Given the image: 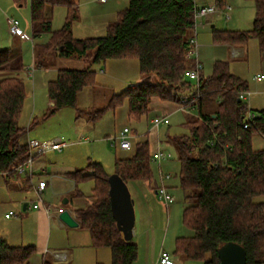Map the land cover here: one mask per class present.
I'll return each instance as SVG.
<instances>
[{
	"label": "trees",
	"instance_id": "16d2710c",
	"mask_svg": "<svg viewBox=\"0 0 264 264\" xmlns=\"http://www.w3.org/2000/svg\"><path fill=\"white\" fill-rule=\"evenodd\" d=\"M252 1L256 9L252 29L214 31V43L244 46L256 39L264 53V0ZM215 4L224 11L227 0H215ZM58 7L65 8L67 16L62 29L53 32L48 9ZM30 11L33 37L51 34L43 45L46 51L53 50L67 58L84 57L93 51L94 64L138 60L142 82L114 96L109 104L110 109H117L127 101L129 120L141 122L148 118L154 98L177 104L186 96L195 98L194 82L185 78L186 70L196 65L190 57L195 30L193 0H129L128 7L109 24L107 35L88 39L73 35L79 14V4L74 0H31ZM13 58L12 49H0V72L15 73L0 79V174L5 175L17 173L30 154L23 142L27 129L19 123L27 91L21 77L23 69L7 68ZM95 74L90 69L59 70L56 79L48 84L52 104L48 116L75 107L79 93L96 85ZM200 76L198 114L186 119L188 133L167 138L181 164V188L188 202L183 224L191 232L177 241L176 253L203 264H220L219 248L233 242L246 250L247 264H264V202L259 201L264 196V149L253 147L255 136L264 138V110L257 113L253 126L244 129L242 122L248 107L239 100L238 92L248 91L247 83L234 76L229 63L223 61L215 63L210 76L205 77L203 69ZM211 102L217 103L215 111L205 113L204 105ZM103 111L96 112L93 118H99ZM226 145L230 148L226 149ZM129 150V157L116 160L114 173L127 184L152 181L149 139L134 140ZM68 177L74 180L75 194L80 199L86 196L78 184L94 183L89 195L92 202L74 211L80 228L90 233L94 247L110 250V264H134L138 245L134 240H124L113 218L110 174L99 163H90ZM35 253L33 246L12 247L0 237V264H28Z\"/></svg>",
	"mask_w": 264,
	"mask_h": 264
},
{
	"label": "rangeland",
	"instance_id": "374dc122",
	"mask_svg": "<svg viewBox=\"0 0 264 264\" xmlns=\"http://www.w3.org/2000/svg\"><path fill=\"white\" fill-rule=\"evenodd\" d=\"M74 1L77 2L78 0ZM207 1L210 4H215V0ZM80 2L82 5H80L78 15H80L81 20L74 21V37L88 39L107 35L108 26L115 21L117 14L104 15L103 10H105L106 4L102 5L99 0H80ZM118 2L122 5V0ZM127 5L126 0H123V6L120 9H125ZM227 5L231 7V11H219L218 14L209 17L213 20V25L217 29L227 28L230 31L251 30L256 14L254 2L252 0H227ZM102 11L103 13H101ZM52 12L53 10L50 13ZM227 13L230 15L229 19L226 16ZM66 16L65 8L54 9L52 15L53 32L62 29ZM9 19L18 21L22 31L34 41L15 42L8 22ZM50 38L51 34H42L34 39L30 0H0V49H12L13 55L17 53V49L20 50L22 59L16 60L12 67H17L21 61L25 66V71L21 77L26 86L27 97L19 121L20 126L26 128L27 131L31 128L29 133L26 132L29 134V140L40 142L61 140L71 144L62 152H47L38 156L37 165L45 164L49 172L63 174L86 169L90 163H99L111 176L115 171L116 160L125 159L131 154L130 150H122L119 147L118 136L124 128L127 127L135 133L137 132L139 136L135 140L149 139L153 150L156 149L155 140L159 133L160 148L165 154H171V158L163 160L161 167L165 174L171 175V178L166 181V185L175 200L167 205L157 196L156 190L160 184L159 163L153 162L154 178L152 181H132L128 184L134 201L135 216L138 219L136 229L139 228L141 212L145 211L157 213L158 219H161L165 226L168 218L172 225L174 221L178 220L182 230L190 233L181 225L184 209L188 206L185 199L186 194L181 188V164L175 148L168 144L167 138L168 136L187 134L188 130L184 124L186 119L192 115L181 110L176 111L169 117L170 124L160 126L158 133L154 132L149 125L151 115L148 118H143L141 122L129 120L127 101L117 109H110L109 104L114 96L120 95L129 87L142 82L138 60L115 59L102 64H94L92 61L93 51L88 52L84 57H62L56 51L44 50L43 45ZM247 46L246 59L238 62L231 61V71L248 82L249 89L253 94L249 95L246 103L251 104L253 111L258 113L264 109V94L260 92L261 89H264V81L255 78L264 74V53L256 39H251ZM65 69L92 70L96 73V85L86 87L79 93L75 107H66L48 116L52 106L48 96V84L56 79L59 70ZM102 69L106 71L105 74L100 72ZM14 74L13 72L1 71L0 79ZM166 104L165 107L170 113L180 105L173 102ZM204 106V112L208 113L209 110L215 111L217 103L211 102ZM153 109L152 115L163 114V110L159 107L155 106ZM99 111H103L100 117L93 118V115ZM196 113L198 114V110ZM25 139L27 140L26 135L23 141ZM253 143L255 149H264V138L261 135L255 136ZM12 176L17 178L18 174L15 173ZM44 177L50 180V177L46 175ZM52 181L55 193L52 194L47 191L42 195V198L46 204H50L53 211L55 209L67 208L70 210L74 207H86L92 202V199L89 198L94 185L92 181L78 184L79 191L86 196L81 199L75 194L76 184L74 180V183L61 179H52ZM2 186H5V181L4 177L0 175V187ZM18 196L27 203L39 199L35 193L23 192L20 188L16 190L14 187L10 191L4 189L0 194V210L3 213L10 209L16 213L21 212L19 206L9 208L4 205L8 200H13L14 197ZM65 199H68V204H64ZM259 201L264 202V196L259 198ZM191 264L203 263L194 261Z\"/></svg>",
	"mask_w": 264,
	"mask_h": 264
},
{
	"label": "crops",
	"instance_id": "0c3cea01",
	"mask_svg": "<svg viewBox=\"0 0 264 264\" xmlns=\"http://www.w3.org/2000/svg\"><path fill=\"white\" fill-rule=\"evenodd\" d=\"M118 1L119 0H106V2H102L101 0H99V2L102 5L106 4L105 10H103L104 15L111 16L112 14H118L121 10H123L120 9L121 6H123V0H122V5H120ZM77 2L79 4V11H80V5H82V3L80 2V0H78ZM198 2L201 5L210 4L207 0H198ZM127 3L129 4V0H126V4ZM103 11L101 13H103ZM50 12L51 10L48 9V14ZM53 12L50 14L53 15ZM78 19L79 21L81 20L80 15H78ZM197 30H194L193 33V37L196 38L197 43L193 48L192 58L198 60L202 64L204 76L208 77L212 74L216 62L218 61L228 62L230 72L234 76L246 82L248 92H250V94L251 93L253 94V92H251L249 89L250 87L248 82L243 77L238 76L236 75V73H233L231 71V61L238 62L240 60L246 59L248 46L247 45L233 46L229 44L214 43L213 41L214 31H225V30L230 31V30H228L227 28L217 29L215 25H213V20L211 18H207L203 20L202 25L199 26ZM232 31H237V30H232ZM13 39L15 42L18 43H20L21 41H28V42L34 41L31 37H29V39L27 40L13 36ZM234 50H238L239 52H241V56L236 57L234 55ZM16 52L17 53L14 54V58L12 59V61L7 65V68H11V69L22 68L23 69L22 74H23L25 71L24 68L25 66L23 65L22 61L17 65V67L15 68L12 67V64H14L16 60L22 59L21 51L17 49ZM65 70H72V69H65ZM100 72L102 74L106 73V71L103 69ZM255 79H261L264 81V78L263 79L255 78ZM260 92L264 94V89H261ZM166 103H170V102H162L154 98L150 105L151 118L153 116H156V115H152L154 111L153 108L155 106L163 110V114L157 116L170 117L171 114L175 113L178 110L179 111L181 110L179 105L176 109H174L170 113L165 107V105H167ZM247 107L252 111L254 110L251 107V104L247 103ZM204 108L205 106L203 107V109ZM263 110L264 109L260 111ZM209 111L210 112L208 113H211L214 110H209ZM150 120H149V125H151ZM30 130L31 128L29 129V131ZM29 131H27V133H29ZM27 133H26L27 140L25 139L24 140L25 142L23 141L26 144H28V142L30 141L28 136L29 134ZM131 133L133 136L132 137V142H133V140H135L138 135H136L137 132L135 133L133 130H131ZM151 150L153 151V149ZM37 158L38 157L35 158L33 164V169H34L33 178L29 177V175H25V174L22 175L19 173H17L18 174L17 178H14L12 175L0 174L2 177H4V181H5V186L0 187V194L3 192L4 189L10 191L14 187H16V190L20 188V190L23 192L29 191L35 193L34 190L37 181L40 178L45 179L44 175L50 177V180H48L49 185L45 193L47 191L51 192L52 194L55 193V190L53 189L52 179L53 180L61 179L62 181H69L74 183L73 180L68 177L69 173H63V174H58L56 172L53 173V172H49V169L45 164L41 166L37 165ZM38 200L39 199L37 200L35 199L34 201L28 203L35 204L38 202ZM26 204L27 202H25L23 198L20 196L14 197L13 200H8V202L4 204L7 205L9 208L14 206L17 207L19 206L21 212L19 213L14 212V215L7 217V214L13 212V210L10 209L8 211H5L4 213L3 211L0 210V237L6 240V242L12 247H29V246L35 247L36 253L32 256L28 264H44L46 261H48L50 264H110L111 262L110 250L107 249L108 251L107 252L106 248L94 247L90 233L80 228V223L78 222L74 214V211L80 207H74L73 209L70 210L67 208L58 209V210L55 209V211H53L50 204H46L44 199L39 209L26 210ZM47 208L50 210L49 213L47 212ZM63 210H68L70 212V214L74 217V219L79 223L78 227L70 228L66 226L59 219V214ZM137 222L138 219L136 218L133 240L138 245L139 254H138V259L134 264L136 263L159 264V255L162 250L168 251L171 254L173 260L177 264H191L192 262H194L193 260L182 258L183 256L176 253L177 241L181 238H187L191 235V232L190 233L186 232V230L184 232V230H182L181 226H179L178 224L179 222L178 220L174 221L172 225L170 219L168 218L167 224L165 226L163 221L161 219L160 220L158 219L157 213L154 212L147 213L145 211H142L139 218L140 224L138 229H136ZM181 223H182L181 225L184 226L183 217L181 219ZM67 228L69 230L65 231V229ZM56 254H63L64 259L63 260L57 259L55 257Z\"/></svg>",
	"mask_w": 264,
	"mask_h": 264
},
{
	"label": "built area",
	"instance_id": "2783aa9c",
	"mask_svg": "<svg viewBox=\"0 0 264 264\" xmlns=\"http://www.w3.org/2000/svg\"><path fill=\"white\" fill-rule=\"evenodd\" d=\"M102 2H106V0H101ZM194 6H195V12H194V20H195V27L194 29L197 30L199 26L202 25V21L209 18L210 16L216 15L219 13V10L215 4H205L201 5L198 0H193ZM226 10L231 11V7L227 5ZM227 18H230V15L228 13L226 14ZM11 33L13 36L19 37L21 39H29V37L22 31V29L19 26V22L14 19L8 20ZM192 43L195 46L197 43V40L195 37L192 39ZM234 55L236 57L241 56V52L238 50H234ZM193 56V53H190V57ZM196 60V59H195ZM203 69L202 64L196 60V65L192 69H188L185 72V78L192 80L194 82V90L197 93L195 98H192L191 96H186L182 98L180 103V109L184 111L185 113L193 116H197V103L199 98L201 97V94L199 93V90L201 88L202 82H201V70ZM256 78H264V75H261L260 77ZM250 92L248 91H241L238 92L239 100L246 102V100L249 98ZM257 118V113L252 111L248 108V112L246 117L244 118L242 122V126L244 129H249L251 126L254 125V120ZM151 128L153 131L158 133V130L160 126L162 125H169L170 119L168 116H153L150 120ZM132 133L129 128H124L118 136L119 140V147L122 150H129L132 147ZM156 149L152 151V161L159 163V180L160 184L157 187L156 194L159 197L161 201H163L165 204L169 205L174 202L175 198L168 190V187L166 185V181L171 178L170 174H165L162 170L161 164L163 160L167 158H171V154H165L162 149L160 148V139H159V133L156 138ZM28 148L30 151L28 160L19 165L17 168V173L19 174H25L29 175V177H34V169L33 164L36 157L45 154L47 152H62L64 149L69 147L71 144L61 141V140H49L40 142L37 140H30L28 142ZM226 149H229L230 146L226 145ZM49 182L46 179L40 178L37 181V184L35 186V193L39 196V200L37 203H27L26 204V210L30 209H39L43 198L42 195L45 193L46 189L48 188ZM47 212L49 213L50 210L47 208ZM14 215V212H10L7 214V217H10ZM55 257L59 260L64 259L63 254H56ZM159 264H177L171 254L166 251L162 250L159 255Z\"/></svg>",
	"mask_w": 264,
	"mask_h": 264
},
{
	"label": "water",
	"instance_id": "95a60500",
	"mask_svg": "<svg viewBox=\"0 0 264 264\" xmlns=\"http://www.w3.org/2000/svg\"><path fill=\"white\" fill-rule=\"evenodd\" d=\"M109 184L113 218L124 240L131 241L134 238L136 216L134 201L128 184L116 173L109 177ZM64 204H68V199L64 200ZM59 219L70 228L79 226V223L68 210L60 212ZM218 258L220 264H247L246 250L241 245L233 242H228L219 248Z\"/></svg>",
	"mask_w": 264,
	"mask_h": 264
}]
</instances>
